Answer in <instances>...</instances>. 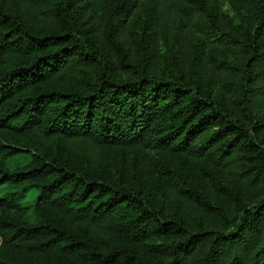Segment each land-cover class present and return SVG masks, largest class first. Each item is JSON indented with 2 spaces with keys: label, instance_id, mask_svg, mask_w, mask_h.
I'll return each mask as SVG.
<instances>
[{
  "label": "trees",
  "instance_id": "obj_1",
  "mask_svg": "<svg viewBox=\"0 0 264 264\" xmlns=\"http://www.w3.org/2000/svg\"><path fill=\"white\" fill-rule=\"evenodd\" d=\"M0 239L264 264V0H0Z\"/></svg>",
  "mask_w": 264,
  "mask_h": 264
},
{
  "label": "rangeland",
  "instance_id": "obj_2",
  "mask_svg": "<svg viewBox=\"0 0 264 264\" xmlns=\"http://www.w3.org/2000/svg\"><path fill=\"white\" fill-rule=\"evenodd\" d=\"M37 196H38V191L33 189L29 192L27 198L25 199L24 205L29 208V211L33 210ZM0 243H1V239H0Z\"/></svg>",
  "mask_w": 264,
  "mask_h": 264
}]
</instances>
